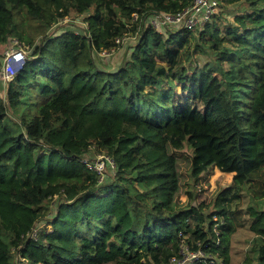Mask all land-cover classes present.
I'll use <instances>...</instances> for the list:
<instances>
[{
    "label": "trees",
    "instance_id": "16d2710c",
    "mask_svg": "<svg viewBox=\"0 0 264 264\" xmlns=\"http://www.w3.org/2000/svg\"><path fill=\"white\" fill-rule=\"evenodd\" d=\"M219 1L246 8L193 43V31L145 21L192 0H0V43L34 47L0 92V264H168L186 245L204 252L196 264H230L241 228L254 234L243 264H264V0ZM73 12L84 32L50 33ZM204 43L215 62L191 71ZM122 45L116 68L96 59ZM92 149L112 159L105 175L82 161ZM212 167L233 182L198 203ZM42 222L53 231L31 235Z\"/></svg>",
    "mask_w": 264,
    "mask_h": 264
},
{
    "label": "rangeland",
    "instance_id": "374dc122",
    "mask_svg": "<svg viewBox=\"0 0 264 264\" xmlns=\"http://www.w3.org/2000/svg\"><path fill=\"white\" fill-rule=\"evenodd\" d=\"M245 8H246V3H243V1L237 2L235 4H232L226 7L222 6L221 4L218 13L215 16H213L212 20L215 19L216 23L218 24V27L223 28V24L234 22L236 20L235 16L237 14H240L243 10H245ZM68 18H69L68 21L62 20L61 22L54 25L53 28L50 30V33L59 31L60 28L67 27L68 25L75 23V20L79 21L78 23H75L76 28H79L82 30L86 29L85 25H83V23L86 22L83 20L84 19L83 14H77L73 12L68 16ZM202 29H204L203 26L198 30H202ZM137 32H138L137 29L134 31L131 29V31L127 33L125 37V41L128 42L129 40L135 39ZM199 32L200 31L198 32L196 31L194 32L195 35L191 36L193 43L195 42L197 38H200ZM229 38L230 37L224 39V42H227ZM199 41L202 42L203 39L200 38ZM122 43L124 44V42ZM13 45H14L13 41L11 40H9V42L7 41L4 44L0 43V72H1L2 65H3L2 64L3 57L6 51ZM204 45H206L208 52L207 53L196 52L193 55L191 61L186 63V66L188 67V69H191V71L195 69V67L200 68L202 66H205V64L207 63L214 64L216 55L213 52V49L210 48L206 43H204ZM21 46L24 48L26 52V56L32 54L34 47H29L28 45H24V44H21ZM125 52H126V46L122 45L112 50L111 52L103 51L102 53H100L101 55L96 54V59L101 64L103 63L107 65L111 64L110 68H116L118 65H121L120 62L122 61V58L124 57ZM225 66L228 67L229 65L225 62ZM0 87H1L0 89H3V92L2 90H0V92L3 95V98L6 100L5 98L6 85L2 82L1 79H0ZM178 91L179 92L181 91L179 87H178ZM12 112L13 111L11 109V113ZM191 153H192V150L187 145L179 153L180 154L179 161L181 165L183 181H188L191 179L190 174H189V156L191 155ZM103 158L105 157H103L102 152L98 150H94V149L91 150V153L89 152L86 155H84V160L88 161V163L91 162L92 164L103 162ZM54 163L57 168L71 170L70 166H65L63 163L59 162L56 159V157L54 159ZM108 166H110V162H107L104 165V169L108 168ZM103 174L105 175V172ZM233 176H234V172H224V171H221L218 167L210 168L208 172H205L202 175L200 179V184H198V186L194 188V191L197 194V202L199 203V202L204 201L205 204H208L213 198V195L216 192V190L226 185H229L230 183L233 182ZM185 188L186 186L182 188V192L179 198L180 201L183 203L188 200L187 194L185 193ZM238 200L239 199L235 200L231 206H234V204ZM247 201H248V195L243 193V197H242L243 204L246 205ZM48 206L49 208L48 210H46V215H49L51 211H54V203H49ZM209 209L210 211L212 210L211 207H209ZM214 218H216V216H214ZM42 226L47 228L49 232H52L54 228L53 224L42 222L41 224H39V226L34 228V231L31 233V235L37 237L38 236L37 229H39ZM253 236H254L253 232L250 231L248 228H241L236 233L233 234L232 245H231V250H230V259H231L230 264H243V261L246 256V249L249 245L250 239ZM19 260L20 258L18 257L16 260V264H19Z\"/></svg>",
    "mask_w": 264,
    "mask_h": 264
},
{
    "label": "built area",
    "instance_id": "2783aa9c",
    "mask_svg": "<svg viewBox=\"0 0 264 264\" xmlns=\"http://www.w3.org/2000/svg\"><path fill=\"white\" fill-rule=\"evenodd\" d=\"M220 8L219 0H192V4L183 8L177 12H156L153 15L147 17L145 20L147 24L153 25L156 29L161 32H165L166 30H180L185 29L189 31L196 32L202 26H204L207 22L212 21L213 16H215ZM139 19V15L137 12L133 13V17L131 21H136ZM62 20L68 21V16L62 18ZM75 22H79L75 20ZM74 27L76 32H84V30L76 28L75 23L70 24ZM83 25L88 27V22H84ZM13 41V46H11L5 53L3 60V67L0 72V79L3 83H6L8 80L13 78L16 72L21 69L27 59L26 52L24 48L19 43L18 39H11ZM125 41V37L116 38L117 43H122ZM86 155V154H84ZM84 155L82 156V161L88 164L89 167H93L98 172H101L104 175V165L107 162H110L113 165L112 159L107 155L102 153L103 162L101 163H88V161L84 160ZM181 257H171L168 264H196V262L205 258L204 252L202 250H192L188 245L183 246L181 250ZM211 263L215 261L210 259Z\"/></svg>",
    "mask_w": 264,
    "mask_h": 264
},
{
    "label": "clouds",
    "instance_id": "9594fccd",
    "mask_svg": "<svg viewBox=\"0 0 264 264\" xmlns=\"http://www.w3.org/2000/svg\"><path fill=\"white\" fill-rule=\"evenodd\" d=\"M69 16V15H68ZM60 21V20H59ZM59 21H58V23H59ZM12 39H16V38H12ZM11 40V39H10ZM5 56V55H4ZM28 58V57H27ZM3 60H4V57H3ZM3 60H2V64H3ZM27 60V59H26ZM26 62V61H25ZM2 67H3V65H2ZM1 70H2V68H1ZM9 81V80H8ZM7 81V82H8ZM7 82L6 83H4V84H7Z\"/></svg>",
    "mask_w": 264,
    "mask_h": 264
}]
</instances>
